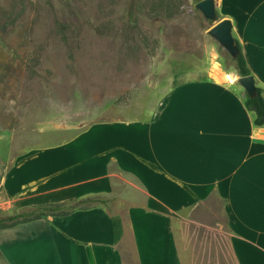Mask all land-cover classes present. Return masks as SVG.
I'll use <instances>...</instances> for the list:
<instances>
[{
  "label": "crops",
  "instance_id": "obj_1",
  "mask_svg": "<svg viewBox=\"0 0 264 264\" xmlns=\"http://www.w3.org/2000/svg\"><path fill=\"white\" fill-rule=\"evenodd\" d=\"M216 3L264 95V0ZM230 74L173 86L144 119L90 125L44 151L40 179L33 160L10 169L0 195L17 211L103 202L1 229L0 264H195L189 216L225 218L228 264H264V126Z\"/></svg>",
  "mask_w": 264,
  "mask_h": 264
},
{
  "label": "rangeland",
  "instance_id": "obj_2",
  "mask_svg": "<svg viewBox=\"0 0 264 264\" xmlns=\"http://www.w3.org/2000/svg\"><path fill=\"white\" fill-rule=\"evenodd\" d=\"M199 2L0 0V188L25 160L40 179L44 151L92 124L144 119L175 85L228 82L215 77L237 69L209 34L216 0L213 18ZM3 201L0 217L17 212ZM189 218L195 264H228L225 218Z\"/></svg>",
  "mask_w": 264,
  "mask_h": 264
},
{
  "label": "trees",
  "instance_id": "obj_3",
  "mask_svg": "<svg viewBox=\"0 0 264 264\" xmlns=\"http://www.w3.org/2000/svg\"><path fill=\"white\" fill-rule=\"evenodd\" d=\"M235 42L239 49V53L235 58L238 73L240 76L251 75V71L248 68L245 57L242 53L240 43L237 40H235ZM244 102L246 108L249 111L253 112L255 115V126H264V95L262 93V89L260 87H257V94L254 97H251L246 93ZM95 202L103 201L87 198L66 203H52L27 207L15 212L12 215L0 217V230L15 227L17 225L38 219L48 218L52 215H67L76 209L83 208L86 205Z\"/></svg>",
  "mask_w": 264,
  "mask_h": 264
},
{
  "label": "water",
  "instance_id": "obj_4",
  "mask_svg": "<svg viewBox=\"0 0 264 264\" xmlns=\"http://www.w3.org/2000/svg\"><path fill=\"white\" fill-rule=\"evenodd\" d=\"M198 7L209 18L215 16L214 0H201ZM232 22L229 19H224L216 23L209 31V34L214 37L220 44L236 58L239 53L238 46L232 34ZM238 83L245 89L246 93L254 97L257 94V85L255 78L252 75L240 76L237 78Z\"/></svg>",
  "mask_w": 264,
  "mask_h": 264
},
{
  "label": "bare ground",
  "instance_id": "obj_5",
  "mask_svg": "<svg viewBox=\"0 0 264 264\" xmlns=\"http://www.w3.org/2000/svg\"><path fill=\"white\" fill-rule=\"evenodd\" d=\"M215 77L218 80L228 81V82H233L235 79L230 73H226L221 70L215 71Z\"/></svg>",
  "mask_w": 264,
  "mask_h": 264
}]
</instances>
